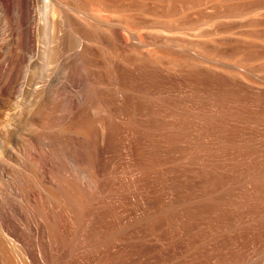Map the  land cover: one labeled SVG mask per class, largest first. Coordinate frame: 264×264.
<instances>
[{"label": "rangeland", "instance_id": "374dc122", "mask_svg": "<svg viewBox=\"0 0 264 264\" xmlns=\"http://www.w3.org/2000/svg\"><path fill=\"white\" fill-rule=\"evenodd\" d=\"M30 1L19 25L0 4V79L17 81L12 97L0 85L6 228L39 230L41 264L228 258L232 214L264 206L247 197L264 189L247 176L264 162V0H62L70 31L58 7ZM244 228L241 257L256 260L264 227Z\"/></svg>", "mask_w": 264, "mask_h": 264}, {"label": "bare ground", "instance_id": "6f19581e", "mask_svg": "<svg viewBox=\"0 0 264 264\" xmlns=\"http://www.w3.org/2000/svg\"><path fill=\"white\" fill-rule=\"evenodd\" d=\"M32 1V0H31ZM30 1V2H31ZM45 2H46V4H45V8L46 7H48V6H55V8L56 7H58L60 10H61V12H62V14H63V16H62V18L63 19H65L66 20V22L70 25V27H68L69 29V31H70V28L72 27V22H71V20H72V15H71V12H72V6H71V8H70V4L68 5L67 3H65V1L63 2L62 0H45ZM0 4L5 8V10L7 11V12H9V11H11V10H13V12H14V16H15V18H16V20H18V25H19V22H20V24L21 23H23L24 22V17H25V15H27L26 14V12H27V10L29 9V0H0ZM28 8V9H27ZM50 9H51V7H50ZM74 9V8H73ZM29 11V10H28ZM48 11V10H47ZM50 11V10H49ZM57 11V10H56ZM41 12H43V11H41ZM46 13V12H45ZM77 13V12H76ZM30 14V13H29ZM52 14V13H51ZM73 14V13H72ZM75 14V13H74ZM73 14V15H74ZM48 15H49V13H48ZM48 15H46V14H44V19L42 20L43 22H44V24H43V27H44V32H45V36H44V38H50V44L51 43H55V41H53V40H55L54 38L52 39V42H51V34H52V28H53V26H51V24L52 23H50L49 21H51V20H48V18H47V16ZM79 15V14H78ZM83 15H85V14H83ZM29 16V15H28ZM87 16V15H86ZM86 16H83V17H86ZM89 16V15H88ZM51 17V16H50ZM52 17H54V16H52ZM95 17V16H94ZM101 17V16H100ZM98 18V16L97 17H95V18H93V17H86V18H90V19H92L93 21H95L96 23H98V24H100V26L102 25H109V23L104 19H101V18ZM74 18H75V15H74ZM82 18V17H81ZM34 19V18H33ZM40 19H42L41 17H40ZM27 20V19H26ZM28 20H29V18H28ZM38 21V20H37ZM64 21V20H63ZM54 22V21H53ZM75 22V21H74ZM73 22V23H74ZM31 24L32 23H34V21H32V22H30ZM30 23H28V24H30ZM25 24V23H24ZM35 24V23H34ZM68 24H66V25H68ZM42 25V24H41ZM55 25V24H54ZM28 26V25H27ZM31 26H33V25H31ZM18 27V26H17ZM29 27H30V25H29ZM20 28V27H19ZM18 28V29H19ZM35 28V27H34ZM73 28V27H72ZM24 29V28H23ZM23 29H21V30H23ZM28 29V28H27ZM26 29V30H27ZM32 29V28H31ZM20 30V31H21ZM25 30V29H24ZM55 30V29H54ZM67 30V29H66ZM20 31H19V33H20ZM28 31V30H27ZM33 31V30H32ZM31 31V32H32ZM71 31H72V29H71ZM22 32V31H21ZM54 33V32H53ZM73 33H75V31H74V29H73ZM30 33H28L27 35L29 36V39H30V35H29ZM54 35V34H53ZM31 37H32V35H31ZM53 37H55V36H53ZM33 38H34V36H33ZM36 38H37V36H36ZM56 38V37H55ZM80 38V37H79ZM21 39H23V38H21ZM29 39H27L28 41H29ZM57 39V38H56ZM31 40H32V38H31ZM64 41V40H63ZM79 42L81 43V44H83L84 43V41L80 38V40H79ZM49 44V46L48 47H50L51 45ZM54 45V44H53ZM20 46V45H19ZM30 46V45H29ZM28 47V46H27ZM46 47H47V45H46ZM46 47L45 48H43V50H51V48H48V49H46ZM52 47V46H51ZM29 49V48H28ZM32 50H33V48H31ZM34 51V50H33ZM45 56H47V55H45ZM200 55H198V57H199ZM201 57V56H200ZM199 57V58H200ZM47 58H45V60H46ZM49 59H51V57H49ZM17 61V60H16ZM47 61V60H46ZM18 62V61H17ZM17 62H15L16 64H17ZM45 62V61H44ZM12 63V62H11ZM46 63V62H45ZM47 63L49 64V62L47 61ZM46 63V64H47ZM62 63H64V65L67 67V66H69L70 67V65L72 64V61L70 60V59H64L63 61H62ZM13 64V63H12ZM20 64H21V62H20ZM20 66V65H19ZM48 66V65H47ZM46 66V67H47ZM4 67V66H3ZM2 67V68H3ZM45 67V68H46ZM50 67V64H49V66H48V68ZM1 68V69H2ZM10 68H12L11 66H10ZM47 68V69H48ZM46 69V70H47ZM65 69V68H64ZM8 70H9V68H8ZM8 70H7V73H5V70H4V73L5 74H3V76L1 77V79H0V85L3 87V89H4V92H5V94H6V96H8V97H12V93H13V90H15V87H16V83H17V81H16V83H14V78H13V76H15V75H13V74H15V73H13V74H11L12 72H10V71H12V69L11 70H9V72H8ZM45 70V69H44ZM47 72H48V70H47ZM28 73V72H27ZM18 74H19V72H18ZM18 74H16L17 76H18ZM5 75V76H4ZM40 77V76H39ZM47 79V78H46ZM49 79V78H48ZM45 80V84H44V88H48V87H50L51 86V81H49V80ZM51 79V78H50ZM82 79V78H81ZM18 80V79H17ZM43 80V81H44ZM52 80V79H51ZM80 80V79H79ZM25 81V80H24ZM38 81V80H37ZM40 81H41V79H40ZM39 83L40 82H37V83H35V85H34V87L32 88L34 91L35 90H37L38 91V89H39V87L40 86H36L37 84L39 85ZM43 83V82H42ZM30 85V84H29ZM83 85V84H82ZM15 86V87H14ZM32 86V85H31ZM53 87V85L51 86V88ZM50 88V89H51ZM0 89H1V87H0ZM32 89H30L31 90V92L33 91ZM45 90V89H44ZM53 90V89H52ZM52 90H51V92H52ZM33 91V92H34ZM50 91V90H49ZM22 92V91H21ZM51 92H49V93H51ZM81 92V91H80ZM20 93V92H19ZM34 93H36V91L34 92ZM34 93H32V94H34ZM38 93V92H37ZM82 94L81 95H78L79 96V99H78V97H77V99L80 101V103L82 102V104L83 103H85V100H86V97H85V93L82 91L81 92ZM84 93V94H83ZM52 94V93H51ZM80 94V93H79ZM34 96V95H33ZM54 96V95H53ZM1 121V120H0ZM4 125H8L7 123L5 124L4 123ZM3 125V126H4ZM2 127V126H1ZM3 128V127H2ZM1 133L3 134V135H9V134H11V128H9V127H6V126H4V128L3 129H1ZM1 136V135H0ZM4 138V137H3ZM3 143V142H2ZM0 148H2V147H0ZM2 152V151H1ZM0 152V153H1ZM263 158H264V156H263ZM247 176L248 177H252L253 179H255V181L257 180V182L259 183V184H262V186L264 187V162H263V164H262V166L260 167V168H253V169H249L248 171H247ZM261 186V185H260ZM261 186V187H262ZM251 190H252V193L251 194H249L247 197H249V199H257L258 201H260L261 202V204L262 203H264V189H261L260 188V190H258V188H256V187H253V188H251ZM245 201V199H243V200H241V202H244ZM36 202V201H35ZM245 205V204H244ZM243 205V206H244ZM20 213V212H19ZM4 217V216H3ZM22 217V216H21ZM232 218H233V221H234V224L232 223V228H237V230H231V231H229V232H227L229 235H232L231 236V238L232 239H234V241H235V243H234V245H237V248H235L234 250H232L231 251V253L229 252V254H228V252H226L225 253V255L226 254H228V258H226L224 261H219V260H216V263L215 264H264V255H261L260 257L259 256H257V257H259L258 259H256L255 260V258L254 259H252V256H254L255 254H254V252H253V255L251 256V257H245L246 255H248V254H246L244 257H241V254L242 253H244V251L242 252V248H241V240L239 239V238H241L242 239V235H241V237H240V234H239V226L241 227V228H244L245 226H256V227H261L262 228V226L264 227V206L262 207H260V208H258V209H247L244 213L242 212V213H240V214H232V216H231ZM230 217V218H231ZM224 218V217H223ZM34 219V218H33ZM222 219V218H221ZM227 219V218H226ZM225 219V220H226ZM229 219V218H228ZM225 220H224V222H225ZM36 222H37V220H35ZM227 222V221H226ZM31 223V222H30ZM34 223V222H33ZM216 223H218V222H216ZM32 224V223H31ZM35 224V223H34ZM210 224V223H209ZM208 224V225H209ZM226 224V223H225ZM224 224V225H225ZM33 225V224H32ZM36 225V224H35ZM219 225V224H218ZM223 225V226H224ZM242 225H243V227H242ZM30 226V225H29ZM219 226H221V225H219ZM229 226V225H228ZM216 227H218V226H216ZM219 228V227H218ZM224 228L226 229V227L224 226ZM261 228L259 229V230H261ZM29 230L26 232V234H27V236L25 237L24 235H22L21 233H19L18 231H16V230H11V229H8V228H6V226H5V224H4V221L3 220H1L0 219V242H2V243H4V245H12V247H11V249L13 250V252H14V254H13V257L18 261V263H22L23 261L25 262H23L24 264H41V261H40V258H39V253H38V249H37V247H38V244H39V242H40V238H41V234L39 233V230H37V228L36 227H32L31 228V226H30V228H28ZM212 229V228H211ZM210 229V230H211ZM244 229H246V228H244ZM215 230V229H214ZM222 230V229H221ZM222 231H224V230H222ZM248 231V230H247ZM263 232H264V229L262 230ZM213 232V231H212ZM250 232V231H249ZM214 233H216V234H219V233H221V232H219L218 230L215 232L214 231ZM224 233V232H223ZM245 233V232H244ZM248 233V232H247ZM255 233H257V231L255 232ZM254 235V234H253ZM261 235H263V233L261 234ZM246 236H248V235H246ZM249 236H250V234H249ZM251 236H252V234H251ZM255 237V236H254ZM258 237V236H257ZM260 235H259V239H260ZM248 238V237H247ZM246 238V239H247ZM262 238H263V236H262ZM251 239V238H250ZM243 240H245V239H243ZM261 240H263V239H261ZM250 241V240H249ZM245 242V241H244ZM247 242V241H246ZM256 240H255V244H256ZM262 242V241H261ZM12 243H15L16 245H17V247L19 248H15L14 246H13V244ZM242 244H243V241H242ZM248 244H249V242H248ZM254 244V245H255ZM15 245V246H16ZM246 245V244H245ZM261 245V244H260ZM264 245V244H263ZM262 246V245H261ZM3 247V246H2ZM4 248V247H3ZM244 248V247H243ZM245 248H248V247H245ZM255 248V247H254ZM256 248H258L257 250H259V247L257 246ZM10 249V250H11ZM262 249V248H261ZM11 250V251H12ZM253 250V249H252ZM256 250V249H255ZM254 250V251H255ZM5 251V250H4ZM3 251V252H4ZM8 251V250H7ZM247 251V250H246ZM250 252V251H249ZM252 252V251H251ZM10 254V253H9ZM56 254H58V253H56ZM245 254V253H244ZM243 254V255H244ZM256 254H257V252H256ZM262 254H264V253H262ZM59 255L61 256V254L59 253ZM10 256H11V254L8 256V263L9 264H16V262L14 261V259H13V257H11L10 258ZM250 256V255H249ZM255 256V257H256ZM63 257V256H62ZM50 258V257H49ZM53 258V257H52ZM48 261L51 263V260L50 259H48ZM224 262V263H223Z\"/></svg>", "mask_w": 264, "mask_h": 264}]
</instances>
